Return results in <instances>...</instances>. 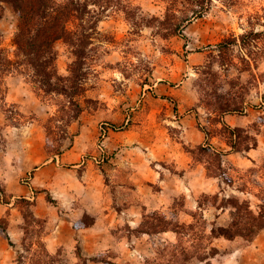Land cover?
I'll use <instances>...</instances> for the list:
<instances>
[{
  "label": "rangeland",
  "instance_id": "rangeland-1",
  "mask_svg": "<svg viewBox=\"0 0 264 264\" xmlns=\"http://www.w3.org/2000/svg\"><path fill=\"white\" fill-rule=\"evenodd\" d=\"M197 1L108 9L75 119L66 97L0 78V264H253L233 254L264 236V0ZM56 49L67 76L70 50ZM123 205L149 211L95 230ZM232 223L248 238L212 237Z\"/></svg>",
  "mask_w": 264,
  "mask_h": 264
},
{
  "label": "trees",
  "instance_id": "trees-1",
  "mask_svg": "<svg viewBox=\"0 0 264 264\" xmlns=\"http://www.w3.org/2000/svg\"><path fill=\"white\" fill-rule=\"evenodd\" d=\"M119 3L120 0H0V20L5 5H9L18 21L14 59L0 49V78L12 72L25 75L44 94L66 97L75 113L71 118H77L81 113L77 98L87 90L85 85L90 71L87 64L98 25L102 15ZM58 42L70 50L72 60L68 65L67 76L61 75L58 70ZM152 229L153 233L169 230L164 227ZM0 230L10 240L6 228L0 226ZM236 230L237 223H232L227 228L218 229V232L212 230V237L227 240H234L238 236L248 238ZM151 231L140 229L135 232L150 234ZM213 253L208 258L199 259L205 261L213 257Z\"/></svg>",
  "mask_w": 264,
  "mask_h": 264
},
{
  "label": "crops",
  "instance_id": "crops-1",
  "mask_svg": "<svg viewBox=\"0 0 264 264\" xmlns=\"http://www.w3.org/2000/svg\"><path fill=\"white\" fill-rule=\"evenodd\" d=\"M116 176L117 175L115 174V177ZM123 178H125V177L123 176ZM154 179H155V176L152 177L153 181H154ZM56 182H57V186H55ZM114 182L116 183L117 180L114 179ZM53 184H54L53 188H55V189H56V187L59 188L60 180L57 178V180L54 181ZM105 208L106 207L101 209L100 216L95 220V230L99 227L100 220L103 219V217L105 219L107 216L112 217L114 224H118L121 221H125L128 224L130 223L132 226H137L140 222L139 221L140 217H142V214L139 213V211L142 212L143 209L149 211L148 205H144V207L143 206H135V205H131V206H124L123 205V208L119 209L118 212L116 211L115 214L112 213V211H110V210H113L114 207H111V208L109 207V209H108L109 213L105 214L108 212V211H104ZM158 208H161V206H159ZM86 210L89 212V210H90L89 207H86ZM10 236H12L11 233H10ZM22 239H23V237H21V240ZM18 241L19 240L17 239L16 242H18ZM232 243H234V242H232ZM235 251L236 252L233 254L234 256H237L238 254H241V253L246 254L245 252H249V253H247V255L245 257L250 256V260L253 264H264V236L263 235L258 236L257 239L253 243H251V245L249 247L245 248V250L241 249L240 251H238L236 248ZM116 260L119 264H121L120 256H118L116 258Z\"/></svg>",
  "mask_w": 264,
  "mask_h": 264
}]
</instances>
